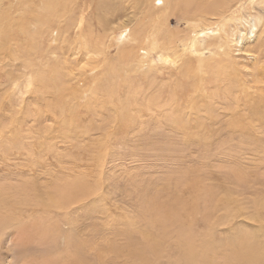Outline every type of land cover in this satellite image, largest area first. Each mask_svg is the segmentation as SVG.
<instances>
[{"label": "rangeland", "instance_id": "rangeland-1", "mask_svg": "<svg viewBox=\"0 0 264 264\" xmlns=\"http://www.w3.org/2000/svg\"><path fill=\"white\" fill-rule=\"evenodd\" d=\"M183 1L150 61L162 2L0 1V264H264V0L231 3L262 22L230 56Z\"/></svg>", "mask_w": 264, "mask_h": 264}, {"label": "bare ground", "instance_id": "bare-ground-1", "mask_svg": "<svg viewBox=\"0 0 264 264\" xmlns=\"http://www.w3.org/2000/svg\"><path fill=\"white\" fill-rule=\"evenodd\" d=\"M0 1H4V0H0ZM140 1V0H139ZM193 1V0H192ZM155 2H159V3H164V5L166 6L169 2L172 3V5L174 7H179L178 4L176 3V0H155ZM179 2V1H178ZM183 2H186L187 6L184 7L185 10H187L189 7H193L190 6L191 4H189V0H184ZM232 2H234V0H215V2L211 5H202V9H197L194 10V12H190V13H185L183 16V22H185L188 31L191 33H194L195 36L193 37V39L191 40V43L189 46H194L195 50L198 51L200 46V35L203 34V32H205V30L208 28V26H203L204 23H209L210 21V17L212 18H219L218 20V24L219 26H216V30L217 31H221L222 28V32L225 33V36L223 38V41L220 43L219 46V50H217L218 52H225L227 55H229L228 53L230 52V48L231 46H233L232 48H238V51L241 52H245V47L248 44V42L251 41L252 38L255 37V31H256V26L257 23L262 22V17H258V18H251L252 20H254V23L250 25L249 20H245L242 17L238 18V14L240 12L237 11L238 9L243 8V3L246 4V0H242V1H238L237 3L240 4L239 8L236 9L235 11H232ZM195 3V2H194ZM180 4V2H179ZM185 4V3H184ZM193 4V3H192ZM182 5V2H181ZM171 7V6H169ZM165 9L162 11L166 12L167 11V6L164 7ZM163 9V8H162ZM161 9V10H162ZM170 9V8H169ZM176 9V8H175ZM130 11V10H129ZM175 11V10H174ZM173 11V12H174ZM150 12H155L157 14L158 11L155 9V6L151 7V11ZM154 13V14H155ZM167 13L165 16H161V17H157L152 20V24H151V29L150 32H148L146 38H144V44L147 45L148 50L142 52V57L143 58H148L149 61L151 60V54L152 51L157 49V46L160 44V40H159V35H161V32L163 31V28L167 30L165 23L167 21ZM131 14V13H130ZM160 15V14H159ZM158 15V16H159ZM170 16V15H169ZM125 17V16H124ZM121 17V18H124ZM143 17V16H142ZM172 17V16H171ZM154 18V17H153ZM101 19V18H100ZM118 20V19H117ZM134 22V21H133ZM135 23V22H134ZM131 24V23H130ZM248 24L249 25V31L246 29V33H243L241 28L239 26L245 27V25ZM121 25V24H120ZM264 26V22L262 24ZM144 27V26H143ZM221 27V28H220ZM227 28H229V31L227 30ZM107 29V28H105ZM108 30V29H107ZM164 30V31H166ZM214 30V28H213ZM89 31V30H88ZM108 32V31H107ZM207 32V31H206ZM126 33V32H125ZM189 33V34H190ZM81 34V33H80ZM106 34V33H105ZM167 34V33H166ZM1 35V34H0ZM133 38L136 39V34L132 33ZM178 36V35H177ZM185 36V35H184ZM161 37V36H160ZM169 37L171 39H174V41L176 40L175 35L174 34H169ZM179 37V36H178ZM186 37V36H185ZM191 37V36H190ZM134 39V40H135ZM140 39V38H139ZM184 39V37L182 38ZM186 40V38H185ZM87 41V40H86ZM127 41H133L131 39V34L128 35ZM136 41V40H135ZM190 41V40H189ZM143 42V41H142ZM186 42V41H185ZM85 43V42H84ZM169 43L172 45L171 40L169 39ZM188 43V42H187ZM244 43V44H243ZM105 44V43H103ZM143 44V43H142ZM187 45V44H186ZM85 49L89 50L88 44L85 43ZM83 47V48H84ZM104 47V46H103ZM173 47V46H172ZM98 48V47H97ZM161 47L158 48V50H160ZM170 48V47H169ZM188 48V47H187ZM218 48V47H217ZM178 49V48H177ZM203 49V48H202ZM97 50V49H96ZM166 50V49H165ZM203 51V50H202ZM96 52V51H95ZM174 52V51H173ZM89 53V51H88ZM87 53V54H88ZM178 53V52H177ZM189 53V52H188ZM198 53V52H197ZM201 53V52H200ZM79 54V53H78ZM166 52L163 51L162 55L164 57H166ZM172 55V53H170ZM91 55V54H89ZM225 55V54H224ZM191 56V55H190ZM204 56V55H203ZM230 56V55H229ZM173 57V56H172ZM205 57V56H204ZM203 57V58H204ZM168 58V57H167ZM175 58V57H174ZM173 58V59H174ZM196 58V57H195ZM198 58V57H197ZM202 58V57H201ZM199 57V59H201ZM166 59V58H165ZM183 59V58H182ZM171 60V59H170ZM204 60V59H203ZM167 61V59H166ZM202 61V60H201ZM94 63V62H93ZM144 65L146 63L142 62ZM141 63V64H142ZM148 64H150V62H148ZM201 64V62H200ZM96 68V67H95ZM262 76H264V70H261ZM217 74V73H216ZM76 186H71L69 187V189L72 191V188ZM3 224V222H2ZM246 247H242V246ZM241 245L239 244V247L237 249V251H235V253L233 254V257H235V260L237 262H235L236 264H261V262L259 261L261 256L254 253L253 252V247L254 245H252L251 243L244 241L241 243ZM193 246V245H192ZM187 256H185L187 258L188 262H193L197 256V252H195L193 249H189L187 251ZM199 256V254H198ZM256 256L257 259L254 257ZM204 258V256H202ZM185 258V259H186ZM231 260H233L232 258L229 259V263L231 262ZM85 262V261H84ZM79 263V262H78ZM80 264H82L80 262ZM208 264H211L208 262Z\"/></svg>", "mask_w": 264, "mask_h": 264}]
</instances>
